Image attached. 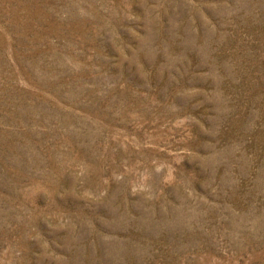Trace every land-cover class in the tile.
<instances>
[{"label":"rangeland","instance_id":"rangeland-1","mask_svg":"<svg viewBox=\"0 0 264 264\" xmlns=\"http://www.w3.org/2000/svg\"><path fill=\"white\" fill-rule=\"evenodd\" d=\"M0 264H264V0H0Z\"/></svg>","mask_w":264,"mask_h":264}]
</instances>
